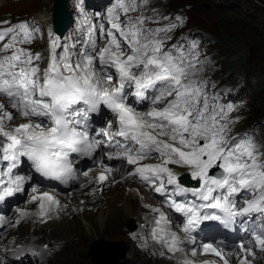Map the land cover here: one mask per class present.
<instances>
[{
    "label": "snow or ice",
    "instance_id": "snow-or-ice-1",
    "mask_svg": "<svg viewBox=\"0 0 264 264\" xmlns=\"http://www.w3.org/2000/svg\"><path fill=\"white\" fill-rule=\"evenodd\" d=\"M83 2L79 0L80 5ZM138 8L137 0H115L108 8L111 30L104 34L103 45L93 38L92 26L87 41L75 51L74 45L62 46L61 38L55 36L43 70L35 63L40 54L33 55L21 46L31 42L39 27L25 21L0 30V41L10 37L0 49L10 53L0 56V96L26 121L9 127L14 113L0 103V159L10 165L7 180H0V202L23 192L30 180L28 175H12L21 158L30 161L40 175L66 183L75 173L73 154L91 159L103 147L108 160L134 166L129 176L138 177L155 192L167 195L171 188L196 197V201L184 202L169 196L167 201L168 207L186 218L182 232L188 243H195L192 233L204 221L230 228L238 216L264 217V153L251 138L233 142L228 117L234 108L208 96L207 84L199 78L204 62L198 44L185 41L187 47L174 44L165 48L171 39L168 33L181 18L151 29L146 27L144 15H129ZM121 15L126 17L123 22ZM129 96L149 102L148 108L137 109ZM102 108L113 119L96 132L102 138L95 139L90 121ZM150 159L159 162L144 163ZM171 166L185 168L197 187L184 186ZM111 171L106 168L97 181H107ZM32 200L40 201L42 219L53 206L60 207L49 193ZM238 201L243 207H237ZM3 220L0 216V224ZM156 224L167 251L185 253V240L168 231L163 213ZM251 240L264 252V232H254ZM239 247L245 253L241 264H250L248 256L256 253L245 248L244 242ZM202 248L229 264L211 243Z\"/></svg>",
    "mask_w": 264,
    "mask_h": 264
},
{
    "label": "rangeland",
    "instance_id": "rangeland-1",
    "mask_svg": "<svg viewBox=\"0 0 264 264\" xmlns=\"http://www.w3.org/2000/svg\"><path fill=\"white\" fill-rule=\"evenodd\" d=\"M1 1L5 2L6 5L4 9H0V18H3V14H5L4 16L6 17L12 12H35L38 9L37 7L42 4V0H22L15 3L7 2L6 0ZM1 4L2 3H0V5ZM137 4L139 6L138 11L132 12V14H135V16L142 14L147 17L148 20L146 21V24L148 28L151 29L169 24V21H171L173 15H183L184 11L186 10L190 14V23L193 26L204 29L215 28L218 31L222 25L215 17L214 10L216 6L231 9L235 11V13H237L240 17H243L244 15H250L253 19H256L257 23L264 26V0H147V3H144V0H137ZM223 28L225 29V26ZM177 33V29H175L173 36L168 33L171 39L167 41L165 45L166 49H170L174 44H180L179 41H174L173 39ZM245 40H247V44L249 43L248 45L250 47L253 43V40L247 37ZM248 45L243 49V54L248 52ZM185 47L187 46L185 45ZM200 54V60L204 63L202 64V71L199 78L206 82V92L208 96L210 95L209 88L213 87V81L216 82L215 88L228 87V83L223 82H229L230 80L234 79V77L238 76L235 74H230L226 70L223 71V69L221 70L220 66H216L215 63L219 60L218 57L214 58L211 55L203 54L201 52ZM235 56L236 55H233V57ZM250 58L251 63H254L253 66L257 65V60L252 50L250 51ZM241 81L242 80L239 78L237 82ZM260 99L261 97L259 93L257 95L254 94L250 108L245 110L247 116L246 122H248V124H251L249 121L254 120L253 123L256 122L255 115L257 112L253 110V104H256V102L260 101ZM2 102L3 101L0 100V103ZM262 113L264 114V111ZM23 122L26 121L18 120L15 117V120L10 125H17ZM97 168L95 170H97ZM111 169L112 172L114 170V173L117 174L114 176V180H111L110 183L103 186V192H97H102L101 194H103V198H108V200H111L112 198L115 200V204L123 214L119 220L115 219L104 229L96 230L94 228V224H96L102 216H109V211L107 209L108 206L100 205L95 201V198L92 196V194L87 191L91 188V185L95 186L97 180L95 182V179H91L89 181L91 183L90 186L88 183V185H84L86 183L84 180V183L80 185V188L85 192H82L79 195L80 199H78V202L82 199L87 200V198L89 199V202L76 214V216H78V220L75 219L74 215L68 213L65 219H67L66 221L71 225H66L56 230L52 225L46 226L45 228H38L37 226H39V224L36 223L35 220L33 221V219L30 220L26 219V217H22L23 222L17 224L15 228L10 229L7 233L1 236L0 246H3V243L4 245H17L18 243H34L40 245L41 243H46L48 241L49 243L52 241H58V243L63 245L62 250L45 264H94L93 257L90 256V251L96 250L99 252L103 249L105 250L103 251L106 252L104 253L105 256H109L108 259L106 258L107 261H105L104 264H178L177 261L179 259L175 258L176 254L169 253L168 251H160V256H151L150 254H152V252H144L140 240L137 238L134 239L132 237V234L138 231L140 227L148 221L149 218L159 217L160 214L164 213L165 211L160 207L155 198L145 193L140 186H138L132 180L123 179V176L129 170H125L121 166H117L115 168L112 166ZM95 170L92 169L90 174L91 178L95 177L98 173V171L94 172ZM119 176L120 178H116ZM120 180L121 182H119ZM32 188H38L40 190L45 189L42 187L40 188V186L37 185H33ZM32 188L30 187L26 191L27 196H25L23 203L26 202L27 197L30 195V193H32L25 204L26 208L27 204L29 203H32L33 205H38L40 203L38 200L34 202L29 201L31 197L39 196L41 193L40 190L33 192ZM80 188L78 189L81 190ZM71 190L57 192V194L68 197L72 192L79 191L77 188ZM129 190H138L139 192V200H141V203L139 205L136 202V206H140L138 207L140 210H138V214H130V211L126 208V206L129 205L127 196ZM69 202L70 201H68V203ZM148 204H156L160 208L158 209L161 212L159 211V213L156 210L153 211ZM136 206H134V208H136ZM100 208L102 212L99 211ZM150 210L153 213H151ZM31 211L32 210H28V213ZM81 212H85L87 215L91 216L90 223L87 221V219H85V216ZM34 215L40 217L38 213H34ZM166 217L168 218L169 216ZM75 221L77 224H73ZM46 222L47 220H44L41 225ZM131 225L136 227V230L133 233L128 231V228ZM10 240H12V243ZM143 245L149 247L150 242L143 241ZM223 253H227L229 257H232L230 252ZM119 254H122L121 259L114 261L112 256ZM161 255L164 257H161ZM241 258L242 257L239 256V259L236 258V260H241ZM1 260L2 256H0V264H6L4 263L5 260ZM252 262H254V264H264V257L260 261Z\"/></svg>",
    "mask_w": 264,
    "mask_h": 264
},
{
    "label": "bare ground",
    "instance_id": "bare-ground-1",
    "mask_svg": "<svg viewBox=\"0 0 264 264\" xmlns=\"http://www.w3.org/2000/svg\"><path fill=\"white\" fill-rule=\"evenodd\" d=\"M86 1V0H85ZM52 2H53V0H42V4L45 6V5H47L48 6V8H47V10H45V11H43V12H41V13H38V14H36V16H35V18H37L40 22H42V23H44V24H49L50 23V21H51V11L53 10V7H52ZM0 3H2L1 5H0V9H4L5 8V5H6V3L5 2H2L1 0H0ZM88 3H90V6H89V8L87 9V12L89 11V10H91V12L92 13H98V14H100V13H102V10L99 8V7H97V6H94V4H92L91 3V1L90 2H88ZM64 12H65V8L62 6L61 8H59V9H57V10H55V14L56 15H62V14H64ZM4 18H0V21H2ZM2 103H5V102H2ZM6 104V103H5ZM9 105L8 104H6V107H7V109L9 110V111H12L9 107H8ZM14 111V112H13ZM12 112L14 113V115H18V113H15V110H13ZM102 112L103 113H106V110L105 109H103L102 110ZM16 125V124H15ZM15 125H9V127H12V126H15ZM0 139H1V137H0ZM103 163L105 164V165H109V164H107L106 162H104L103 161ZM9 163L7 162V161H3L2 159H1V161H0V165L2 166V167H4V166H6V165H8ZM104 164H101V165H99V166H97V167H95L93 170H95L96 168H97V170H95L94 172H97L98 171V173L96 174V176L95 177H90L91 175V172H92V170H90L87 174H86V179H85V184L84 185H88L89 184V186H90V180L91 179H95V182H96V180H97V177L99 176V174L101 173V172H104L105 171V169L106 168H108L107 166H105ZM115 167H117V165H114L113 166V168H115ZM172 167V166H171ZM174 168V167H173ZM174 170L176 171V172H178L179 174H181V173H183L185 170H180L179 168H174ZM108 175V180L107 181H105L104 183H99L98 181L95 183V186L93 185H91V188L89 189V190H87V191H89L91 194H92V196L95 198V201L96 202H98L100 205H107L108 206V211H109V216H102L101 217V219L100 220H98L97 221V223L96 224H94V228L96 229V230H98V229H104L105 227H107L112 221H114L115 219H117V220H119L120 218H121V216L123 215L122 213H121V211H120V209L117 207V205L115 204V200H113L112 198H111V200H108V198H103V194H101L103 191H104V188H103V186H105L106 184H108V183H110L111 182V180H114L113 178H114V176H116L117 174L116 173H114V172H110V173H108L107 174ZM126 177V176H125ZM116 178H120V176L119 177H116ZM124 180H129V178H125ZM123 180V181H124ZM119 182H121V180L119 181ZM81 183H84V181H81ZM88 183V184H87ZM33 186V185H32ZM32 186H30L31 188H32ZM30 187H28V188H30ZM86 187V186H85ZM27 188V189H28ZM41 188V187H40ZM43 188V187H42ZM78 188H80V186L78 187ZM77 188V190H79ZM46 189V188H45ZM42 189V190H40V189H38V188H36V191H39L40 190V194H39V196L40 195H42L43 193H49L50 195H53L54 197H55V199L56 200H58L59 202H60V207L59 208H57V207H55V206H53L52 207V209H51V211H49V213H48V215L47 216H45L43 219L41 218V216L39 217V216H35L34 215V213H40V207H39V205H40V203L38 204V205H36L35 203V205H33L32 203H29V204H31V205H29V204H27V208H29V209H27L26 207H25V204H26V202L28 201V199H29V197H30V195L32 194V193H30V195L27 197V200H26V202L25 203H20L18 206H17V208L15 209V211H13L14 213L17 211V209H19L20 210V212H24L25 213V215L24 216H21L20 215V212H18L17 211V213H19V217H26V219H30V220H32L33 219V221L35 220L36 221V223H38L39 224V226H37L38 228H45L46 226H50V225H52L53 226V228L54 229H56V230H58L59 228H61V227H63V226H66V225H71L69 222H67L66 220L67 219H65V217H66V215L69 213V214H71V215H74V217H75V219L76 220H78V216H76V214L79 212V210H81V208H83L88 202H89V199L87 198V200L86 199H82V200H80L79 202H78V199H80V194L82 193V192H85L83 189H81V190H79L78 192H72L68 197L67 196H64V195H60V194H57V192H63V191H59L58 189H56V188H51V189ZM98 189V190H97ZM55 190V191H54ZM27 191V190H26ZM72 191V190H71ZM97 191H102L101 193L100 192H97ZM25 196H27V193L25 192ZM127 196H128V201H129V205H127L126 206V208L130 211V214H138V207H140L139 205H140V203H141V200H139V192H138V190H129L128 191V194H127ZM32 199V197L30 198V200ZM25 200V199H24ZM29 200V201H30ZM155 200H156V198H155ZM68 201H70L69 203H68ZM38 202H39V200H38ZM136 202L139 204L138 205V207L136 206ZM145 202V201H144ZM78 204H79V207H78ZM146 204V203H145ZM149 205V207L153 210V211H155L156 209H158L159 207L156 205V204H148ZM134 206H136V208H134ZM134 208V209H133ZM165 212L163 213L164 215H166V216H168V212H167V210H166V208L164 207V206H162L161 207ZM160 209V208H159ZM26 210V211H25ZM28 210H32L30 213H28ZM99 211H101V208L99 209ZM98 211V212H99ZM107 211V212H108ZM140 211V210H139ZM102 212V211H101ZM150 212H151V210H150ZM161 212V211H160ZM159 212V213H160ZM10 213H11V211H10ZM14 213H11V216L14 214ZM81 213H83V215L85 216V219H87V221L90 223V219H91V216H89V215H87L85 212H81ZM151 213H153V212H151ZM28 215V216H27ZM159 217H152V218H149L148 219V222H146L145 223V227L146 228H144L143 230H141V232L139 233V234H146V235H148V229H149V227H150V225L152 224V223H150V221L151 220H153V221H157V219H158ZM44 220H47V222L46 223H43L42 225H41V223L44 221ZM167 220H168V223H169V217L167 218ZM37 224V225H38ZM73 224H77L76 223V221L75 222H73ZM172 225V224H171ZM132 227L134 226V225H131ZM5 229V226L4 225H1L0 224V232H2L3 230ZM66 229V228H65ZM39 230V229H38ZM128 231H131V229H128ZM2 235H4V234H2ZM1 235V236H2ZM12 240H10V242H11ZM12 243V242H11ZM46 243H49V241L48 242H46ZM46 243H41L40 245H43V244H46ZM19 244V243H18ZM6 245V244H5ZM6 246H9L8 244L6 245ZM4 250H3V248H2V246H0V256H2V260H5V262L4 263H6L7 264V262L9 263V260L6 258V256H3V254H2V252H3ZM240 253H241V255H240V257H242L241 258V260L244 258V255H245V253L242 251V250H240ZM176 255H175V258H177V259H179L177 262H178V264H181L183 261H186V260H189L190 259V256L188 255V253H187V251H186V255H185V253H180V252H177V253H175ZM222 254H225V255H223L228 261H229V264H237L238 262H240L241 260H238L239 259V255L236 257V258H238L237 260H236V258H232V257H229L228 256V254L227 253H223L222 252ZM263 257L261 256V257H259V258H257V259H255L254 261H260L261 259H262ZM1 260V261H2ZM195 260H197V261H199V262H201L202 264H223V261L220 259V257H218V256H216L214 253H209L207 256H205V257H198V258H196ZM248 261L250 262V264H254V262H252V260L250 261V259H248Z\"/></svg>",
    "mask_w": 264,
    "mask_h": 264
},
{
    "label": "trees",
    "instance_id": "trees-1",
    "mask_svg": "<svg viewBox=\"0 0 264 264\" xmlns=\"http://www.w3.org/2000/svg\"><path fill=\"white\" fill-rule=\"evenodd\" d=\"M214 13L217 21L222 25L218 29V35L214 37L215 51L223 57L224 70L230 74L245 75L254 80L256 95L259 93L261 97L260 101L253 104V110L257 112H255V120H259L264 117L262 113L264 111V26L257 23L256 19L250 15L240 17L228 8L216 6ZM246 37L253 40L250 47L245 40ZM247 45L249 50L243 54L242 51ZM251 50L257 60L255 66L253 62L251 63ZM233 55L236 56L233 57ZM249 122L252 123L254 120Z\"/></svg>",
    "mask_w": 264,
    "mask_h": 264
},
{
    "label": "water",
    "instance_id": "water-1",
    "mask_svg": "<svg viewBox=\"0 0 264 264\" xmlns=\"http://www.w3.org/2000/svg\"><path fill=\"white\" fill-rule=\"evenodd\" d=\"M61 7H62V5H61V4H58V5L56 6V10L59 9V8H61ZM103 250H104V249H103ZM103 250H102V251L100 250V251H99L100 253L97 252L96 250H95V251H93V250L90 251V256L93 257L94 264H104V262L107 261V259H108L109 256L106 257L105 254H104V253H106V252H104L105 250H104V251H103ZM112 257H113L112 259H113L114 261H118L119 259H121L122 254H119V255H113ZM106 258H107V259H106Z\"/></svg>",
    "mask_w": 264,
    "mask_h": 264
},
{
    "label": "clouds",
    "instance_id": "clouds-1",
    "mask_svg": "<svg viewBox=\"0 0 264 264\" xmlns=\"http://www.w3.org/2000/svg\"><path fill=\"white\" fill-rule=\"evenodd\" d=\"M238 255H239V256L241 255L240 251H239L237 254H235V255L232 254V257H233V258H236ZM263 257H264V256H263ZM248 258H249L250 260H252L249 256H248ZM252 261H254V260H252ZM239 263H241V261L238 262L237 264H239Z\"/></svg>",
    "mask_w": 264,
    "mask_h": 264
}]
</instances>
